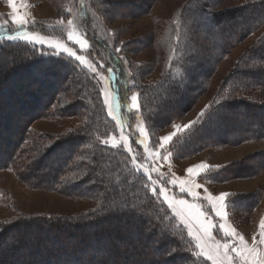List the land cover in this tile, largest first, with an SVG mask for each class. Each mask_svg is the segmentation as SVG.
I'll list each match as a JSON object with an SVG mask.
<instances>
[{"label": "trees", "instance_id": "trees-1", "mask_svg": "<svg viewBox=\"0 0 264 264\" xmlns=\"http://www.w3.org/2000/svg\"><path fill=\"white\" fill-rule=\"evenodd\" d=\"M208 2L191 0L186 11L175 15L167 24L176 56L168 59L160 80L155 83L142 84L140 79L145 69L137 70L108 39L86 30L90 43L96 42L106 69L115 72V89L120 93L124 115L129 94L142 90L140 116L149 133L167 128L188 113L208 91L210 80L229 51L264 24V4L260 8L261 5L248 3L239 7L237 16L229 17L220 11L212 12ZM119 3L98 1L101 10L111 18L120 15ZM199 17L206 22L196 23ZM201 25L202 32L198 28ZM39 26L45 30V23ZM166 46L169 51L170 45ZM261 55L264 53L259 50L253 57ZM253 57L238 61L222 80L206 115L176 138L172 152L177 158L196 154L212 144H222L227 138L231 141V133L239 132V136L246 132L251 137L261 133L253 122L258 121L257 111L264 103L258 106L238 98L248 97L255 86L264 94L262 68L252 64ZM52 58L55 56L40 52L38 47L0 40V132L1 122L5 121L3 128L8 139H0V169L17 167L33 186L56 188L61 181L71 188H82L83 193L99 197L101 207L73 221L30 219L12 226L0 224V264L5 261L9 264H211L194 255L196 249L169 216L166 205L150 192L149 186L145 188L147 176L132 164L133 158L141 164L144 157L135 139H132V152L102 143L101 139L117 126L102 111L94 81L72 62ZM35 113L85 117L86 123L61 137L34 135L30 131V117ZM211 114L214 118L209 120ZM246 118L252 122L246 124ZM28 134L32 135L29 139ZM50 141L52 145L42 153ZM51 157L52 162H48ZM226 169L220 168L208 176L214 182H219L222 176L223 181L227 178ZM73 171H84L81 174L84 180L76 183L63 180ZM69 191L71 195L79 193ZM129 191L140 197L134 208L125 203ZM235 196L230 195V199L235 200ZM165 214L169 219L164 222L168 227L163 236L159 228L146 230L148 217L159 223L157 218ZM151 244L154 251L162 253L146 254ZM172 248L177 252L171 253Z\"/></svg>", "mask_w": 264, "mask_h": 264}, {"label": "rangeland", "instance_id": "rangeland-1", "mask_svg": "<svg viewBox=\"0 0 264 264\" xmlns=\"http://www.w3.org/2000/svg\"><path fill=\"white\" fill-rule=\"evenodd\" d=\"M98 1L12 0V3L16 5V12L14 13L12 7L9 6L8 0H0V40L22 42L28 46L38 47L42 53L55 56L52 59L72 62L86 77L88 76L94 81L92 83L100 96L102 111L116 123L117 127L101 139L102 143L108 140L109 143L107 145L112 147L111 144L115 141L117 146L112 148L132 152V139L134 138L144 155L141 164L136 162V168L142 172H144V168L157 169V171L150 173L151 178L157 181V189L166 187L170 197L183 198L193 202L191 196L179 191V184L183 181L186 187L200 185V187L195 189L199 196V199L195 202L202 204V210L207 211L208 217L215 225L213 235L222 243L225 239L231 241L232 238L224 237L223 231L219 229L220 218L215 215L211 208L212 202L204 198L208 195L219 196L221 193L235 194V200L230 199V196L225 200V220L231 228H234L237 233L244 237L249 245L253 243L254 237L258 241L260 239L261 222L264 221V107H259L257 112L260 117L258 121L253 122L257 123L253 125L257 126L258 131L261 132L259 135L251 137L246 132H243L244 134L240 132L242 135L238 136L239 132L235 130L238 133L229 134L231 141L227 138L222 144H212L209 147H205L204 150L185 158H177L172 152V145L179 135L189 129L185 128L184 125H188L191 121H196L200 113L206 111L213 96L219 92L222 80L234 70L238 61L244 60L248 56L253 57L256 51L259 50L264 53V24L250 34L249 37L243 38L229 51L210 80L208 91L198 99L188 113L181 116L167 128L152 134L147 132L140 116V109L143 105L142 90L136 89L129 94L125 104L127 108L126 115L121 111V107L119 110L114 111L112 115H109L112 92L116 86L115 81L109 79V68L106 69L104 60L101 59V52L96 47V42L93 45L90 43L86 30H93L99 36L108 39L111 45L118 47L119 52L125 56V59L135 65L134 67L137 70L138 67L145 69L146 71L143 70L144 75L140 79L142 84L155 83L160 80L165 65L169 62L168 59L176 56L171 44L170 33L167 31V24L174 19L175 15L183 10L186 11L191 4V0H116V2H120L118 4L120 15L114 18L106 16L98 5ZM204 1H209L208 5L211 6L212 12L220 11L234 17L239 13V7H244L248 3L253 5L255 3L258 7L264 4V0ZM13 15L25 17L29 23L18 27L12 21ZM33 20L36 21L35 25L31 23ZM69 20L73 21L71 25L68 24ZM205 22L206 20H200V17L196 18V23L198 24H204ZM44 23L45 30L44 28L40 29L39 24ZM198 28L201 32L204 31L202 25ZM16 31H34L36 36L44 42L29 43L25 39H8ZM69 34H71V38ZM77 39H86L87 43L81 46L75 43ZM58 45L63 47H57ZM166 45H170L169 51ZM65 47L71 48L77 55L84 56L86 63L81 64L74 57H69L63 51ZM252 62L255 66L262 68L260 79L264 80V56L253 57ZM89 64L96 68V72L91 71ZM58 72L61 71L58 70ZM62 74L59 73V76ZM52 81L49 80L50 83ZM255 87H253L251 92L249 91L248 97L240 96L238 98L248 99L249 102H255L260 106L261 103H264V94L257 89V86ZM229 89L230 87L225 90L229 91ZM106 91L109 105L104 102ZM134 94L138 97L135 106L131 102V96ZM57 107H60V105ZM30 120L32 122L30 131H33L34 135H45L48 137L67 135L86 123L85 117L80 118L71 115L50 117L43 113L42 115L35 113L30 117ZM244 122L249 124L252 120L246 118ZM4 123L5 121L1 122L0 139L8 140L3 128ZM13 125L15 126V123ZM174 125H179L180 129L177 130ZM18 126H22V124L19 123ZM238 126L242 129L244 128L243 125ZM254 126L253 128H255ZM25 127L26 125L24 124L23 128ZM141 129H143L142 132ZM168 135H172V140L161 148L162 138ZM30 136L32 135L28 134V139ZM125 140L127 143H125ZM141 140H143V144L140 143ZM51 145L52 142L50 141L49 145L46 144L43 147L45 151L42 153H45ZM30 146H32L31 143ZM0 155H2L1 152ZM164 157H167V159ZM50 161L52 162V157L48 162ZM70 164H74V161ZM201 164L207 165V168L198 169L197 166ZM224 167L227 168L228 173L227 178L223 179V181H221L222 176L219 178V182H214L209 178L208 174L215 173L218 169ZM189 168L196 169V171L189 173L187 171ZM47 170L45 169L44 171ZM83 173L84 171L82 173L69 172L63 180L70 183L80 182L83 179L81 177ZM144 175L147 176L145 177L146 182L151 190L149 174L144 172ZM25 179L24 172L17 167L16 169H0V224L3 226H12L15 223H23L30 219L73 221L75 218H81L91 212L98 211L101 207L100 198L83 193L82 188H71L70 185H64L61 181H59L60 184L56 188H43L41 184L33 186L27 183ZM173 179L177 181L176 186L170 183ZM69 189L79 193L71 195ZM157 197L166 205L169 216L181 228L183 235H187V229L180 224L179 220L168 208L167 203L164 202L163 197ZM115 221L121 222L117 219ZM120 224L124 226V223ZM187 237L188 243L192 241L189 244L195 248L193 238L188 235ZM260 248L264 249V245H260ZM148 249L149 251L146 254L153 253V255H158L161 252L154 251L152 244L149 245ZM172 252L175 253L177 251L172 248ZM120 259L119 261H121ZM209 262L212 264L211 261ZM1 264L9 263L5 261Z\"/></svg>", "mask_w": 264, "mask_h": 264}, {"label": "snow or ice", "instance_id": "snow-or-ice-1", "mask_svg": "<svg viewBox=\"0 0 264 264\" xmlns=\"http://www.w3.org/2000/svg\"><path fill=\"white\" fill-rule=\"evenodd\" d=\"M9 6L12 7L13 12H16V5L12 3V0H8ZM13 23H15L18 27L25 26L29 22L25 19V17L13 15L12 17ZM33 25L36 24V21H31ZM73 21L69 20L68 24L71 25ZM70 38H71V34ZM8 39H25L29 43L37 42L43 43L42 39H39L36 36V33L29 31H16L13 35H10ZM75 43L80 44L81 46L87 43L86 39H77ZM57 47H63L58 45ZM63 51L67 53L69 57H74L76 61H79L81 64L86 63L85 57L82 55H77L71 48H63ZM118 51V50H117ZM89 68L92 72H96V68L89 64ZM110 73L109 79L111 81H116L115 73L111 68L108 69ZM103 79V77H101ZM108 93L105 92V104L109 105L107 100ZM137 95L131 96L132 105L135 106L137 103ZM121 107V96L117 89H113L112 92V103L109 105V115H112L114 111L119 110ZM206 115V112L202 111L200 115L197 117L196 121H191L188 125H184L185 128H189L195 124H197L201 118ZM214 118V114L208 116V119L211 120ZM177 130L180 129L179 125H174ZM143 129H141V132ZM174 135V134H173ZM172 140V135L164 136L162 138L163 143H161V148L164 147L168 141ZM104 144H108L109 141H103ZM125 143L127 141L125 140ZM143 144V140L140 141ZM112 147H116L117 144L115 141L111 144ZM130 150V149H129ZM167 159V157H164ZM133 167H137L135 163V158H133ZM198 169L207 168V165L201 164L197 166ZM145 173L149 174V180L151 183V192L154 196H162L164 202L167 203L168 208L174 214V216L179 220L180 224H182L187 229V235L193 238L195 243V249L198 251H194V255L197 257H203L206 260L212 262V264H264V249L260 248V245H264V221L261 222V231L259 232L260 239L257 241L256 238H253V243L251 245L244 239L242 235L236 232L234 228H231L226 220H225V200L231 194L229 193H221L219 196H211L208 195L204 199L211 201V208L214 211L215 215L220 218L219 229L223 231L224 237H231L232 240L229 241L227 239L222 243L220 240H217L213 235V229L215 225L213 221L208 217V213L206 210H202L203 206L200 203H197L199 199L198 193L195 190L200 187V185L194 186H185L183 181L179 184V191L181 193H187L189 196L193 198V202H189L187 199L183 198H174L168 195V190L166 187H159L157 189V181L151 178L150 173L157 171L155 168H144ZM189 173L196 171V169L189 168L187 170ZM173 186H176L177 181L175 179L170 182ZM148 185H145L147 188ZM140 197L135 191H129L125 200L126 204H131L133 208L135 207V201ZM149 224L147 225V231H152L153 229L159 228L160 235L163 236L165 234L164 229L168 226L165 225V220H168L167 214L164 216L158 217L159 223L152 222V218L148 217ZM163 226V227H162ZM189 243H192L190 241ZM191 250V249H189Z\"/></svg>", "mask_w": 264, "mask_h": 264}]
</instances>
